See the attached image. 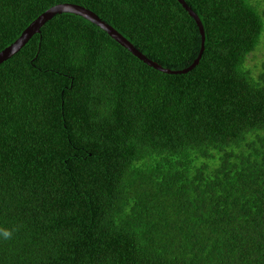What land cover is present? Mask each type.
Here are the masks:
<instances>
[{
  "label": "trees",
  "instance_id": "obj_1",
  "mask_svg": "<svg viewBox=\"0 0 264 264\" xmlns=\"http://www.w3.org/2000/svg\"><path fill=\"white\" fill-rule=\"evenodd\" d=\"M186 2V73L74 13L0 64V264H264V0ZM60 3L201 53L179 0H0V52Z\"/></svg>",
  "mask_w": 264,
  "mask_h": 264
},
{
  "label": "water",
  "instance_id": "obj_2",
  "mask_svg": "<svg viewBox=\"0 0 264 264\" xmlns=\"http://www.w3.org/2000/svg\"><path fill=\"white\" fill-rule=\"evenodd\" d=\"M183 6L189 11V13L195 18L201 34L203 38V46L199 57L196 61L187 69L184 70H172L163 67L158 62L149 58L146 54L141 52L127 37H125L121 32H119L115 27L111 24L107 23L103 20L97 13L92 11L91 9L84 7L80 4L75 3H60L54 5L43 14H41L35 21H33L22 33V35L11 45L5 48L3 51L0 52V64L4 61L10 59L16 53H18L29 41L30 39L37 33H41L42 27L51 19H53L57 14L62 13H74L80 15L89 21L97 24L104 30H106L111 37H113L116 41H118L121 45L129 49L134 55L139 57L141 60L146 62L148 65L161 70L166 73H186L192 69H194L199 63L202 58L204 49H205V40H206V32L204 24L199 17V15L193 10V8L186 2V0H179Z\"/></svg>",
  "mask_w": 264,
  "mask_h": 264
},
{
  "label": "rangeland",
  "instance_id": "obj_3",
  "mask_svg": "<svg viewBox=\"0 0 264 264\" xmlns=\"http://www.w3.org/2000/svg\"><path fill=\"white\" fill-rule=\"evenodd\" d=\"M264 60V43L261 47V51L258 53H253L249 59V64L253 66V68L256 70V72H259L260 69L262 68V64Z\"/></svg>",
  "mask_w": 264,
  "mask_h": 264
},
{
  "label": "clouds",
  "instance_id": "obj_4",
  "mask_svg": "<svg viewBox=\"0 0 264 264\" xmlns=\"http://www.w3.org/2000/svg\"><path fill=\"white\" fill-rule=\"evenodd\" d=\"M4 236L7 238V237H10L11 236V233L10 232H7V231H5L4 232Z\"/></svg>",
  "mask_w": 264,
  "mask_h": 264
}]
</instances>
